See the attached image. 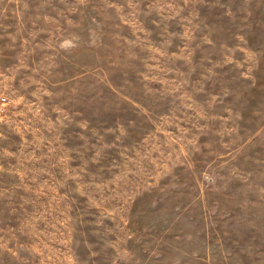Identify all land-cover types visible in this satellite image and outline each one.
Segmentation results:
<instances>
[{"label": "rangeland", "instance_id": "1", "mask_svg": "<svg viewBox=\"0 0 264 264\" xmlns=\"http://www.w3.org/2000/svg\"><path fill=\"white\" fill-rule=\"evenodd\" d=\"M0 264H264V0H0Z\"/></svg>", "mask_w": 264, "mask_h": 264}]
</instances>
